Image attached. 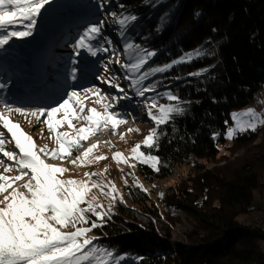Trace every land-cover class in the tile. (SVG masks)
<instances>
[{"label":"trees","instance_id":"trees-1","mask_svg":"<svg viewBox=\"0 0 264 264\" xmlns=\"http://www.w3.org/2000/svg\"><path fill=\"white\" fill-rule=\"evenodd\" d=\"M118 1L124 6L120 7L123 13L140 17L138 26L129 29L128 38L159 50L145 69L163 66L200 46L209 48L213 55L152 77L164 81L157 87L159 92L170 86L188 103L183 115H175L170 124L160 126L158 131L166 134L159 135V150L142 149L160 157L164 165L161 172L154 173L148 165L137 166L141 181L152 184L170 174L175 165L191 164L194 177L167 193V203L162 202L181 209L192 229L184 239L172 242L170 226H175L177 217L167 214L163 219L155 204L150 205L152 188L151 192L147 188L146 195L130 186L129 199L144 209L139 213L120 204L122 215L106 213L104 226L94 229L98 238L94 242L112 251L114 257L126 256L122 264H264V231L253 221L260 206L253 205L255 193L264 191V125L255 132L238 133L229 145L225 138L227 128L234 123L232 114L264 92V0H160L156 7L147 0ZM87 4L67 5L65 13L56 11L51 22L70 21L81 14L77 8ZM165 13L168 15L157 34L153 29ZM95 19L89 16L86 20ZM136 32L151 35L145 42ZM209 38L211 45L205 44ZM205 68L209 71L203 75H188ZM214 134L218 135L213 138ZM223 146L230 155L222 152ZM194 158L225 163L206 170L200 164L192 166L197 163ZM242 215L246 220L239 219Z\"/></svg>","mask_w":264,"mask_h":264},{"label":"snow or ice","instance_id":"snow-or-ice-1","mask_svg":"<svg viewBox=\"0 0 264 264\" xmlns=\"http://www.w3.org/2000/svg\"><path fill=\"white\" fill-rule=\"evenodd\" d=\"M51 2L52 0H0V49H4L13 38L31 37L37 29V20L42 10ZM96 2L102 13L100 20L88 25L71 47L74 57L73 64L78 63L81 51L85 50L91 56L102 59L101 71L94 79L99 82V85H106L107 89L93 88L92 86L82 89L97 95V102L105 101V111L100 113L96 109H91V114L82 118L86 119L89 125L97 131H103V128L110 124L113 132L119 124L127 123L131 119L130 113L116 110L121 99L130 98L125 88L121 87L117 81V76H123L128 81L131 93L141 98L140 104L145 107L146 116L154 122L155 127L150 130L142 143H136L132 147L130 157L124 156L121 152H116L113 159L118 164H128L130 159L135 160L140 164L148 165L154 173L159 174L164 166L160 157L152 154V151L142 149L159 150V135L166 134L158 131L160 126L170 124L175 115H183L185 112L184 105L188 102H182L170 86L158 92L157 87L164 83L162 78L152 80L151 83L147 84L142 82L151 80L157 74L169 72L176 65L191 63L193 60L211 56L213 53L209 48L200 46L188 53H183L180 57L165 63L163 66L150 65L145 69L144 66L158 56L159 50L149 48L146 43L141 46L140 43L135 42V39L132 42H127L130 35L129 29L134 30L138 26L137 22L140 19L138 14L124 13L121 17H117L116 13H105L104 11L111 0H96ZM147 2L156 7L160 0H157V3H152V0H147ZM118 6L124 7L123 5ZM105 15L115 21L114 30L121 36L123 50L133 49L134 43L138 49L134 58L135 62H133L131 54L128 56L127 62L123 64L117 60L118 68L113 70L112 75H108L111 61L105 60L104 57L109 53L112 55L116 53L111 46V37L104 35L105 21L103 17ZM167 15V13L162 15L153 29L157 34L162 30L161 23ZM195 15L199 16L200 14L196 13ZM212 31L217 30L213 28ZM136 35L141 34L136 32ZM150 35L151 33L141 35V40L146 42ZM86 38L88 41H95V43L86 42ZM212 43L210 38L205 41L207 45ZM105 44L108 46L105 47ZM141 69L144 70L141 72ZM76 71L77 69L73 70V78H75ZM207 71L209 69L205 68L188 75L200 76ZM176 79H180V77L177 76ZM3 88H5V84L0 82V89ZM104 91L113 92V94L111 96L104 95L102 94ZM148 93H152V95H147ZM76 97L77 92L71 91L63 100L55 104L58 106L46 107L49 109L46 113L45 108H41L39 113H33V115H46L45 123L48 129L56 134L55 139L59 145L53 151H49L47 146L38 149L31 136L20 130L18 124L10 122L7 116L0 112V123H2L3 129H6L7 133L10 134V140L14 141L15 149L19 150V153L14 150H5V133L0 131V153H2L3 158L10 162L5 170L10 171L15 167L19 171V175L14 177L0 175V194H3V198L0 199V205H3L0 206V264H90L93 260L96 264H122L128 259L119 254L114 257L112 251L94 244V240L98 238H89L86 235L93 229L102 228L107 217L102 205L98 206L86 199L93 188L101 189L105 196L109 195L107 191H104L105 185L91 181V177L101 174L86 173L90 178L89 181L62 179L58 174L66 172L67 169L46 163L39 154L43 153L45 157L50 156L52 159H66L64 154L71 155L74 147L88 139V127H81L76 130L74 136H70L67 132L57 131V127L62 125L64 120L53 122L56 113L61 109L70 107V101L77 104L80 112H83L84 104L82 101H78ZM161 97L169 103L158 104V99ZM7 104L8 102H6V107ZM154 109H158V115L155 114ZM15 111L21 112V109L18 108ZM242 117L248 119H242ZM65 119L72 127L71 120L67 116ZM232 120L233 126L226 130L225 138L227 139L235 138L237 133L255 132L258 126L264 125V115H257L251 109L242 114L233 113ZM225 123L227 124V121ZM133 130L129 129L128 131ZM216 135L218 134H214L213 138ZM96 147L97 145L89 147L81 156L77 157V160L84 164ZM101 159H107V157H95V160ZM77 160H73L72 163L75 165ZM87 162L92 163L93 161ZM2 163H4V159H0V164ZM135 166V164L130 165L132 168ZM29 174L30 178L20 186L23 190L13 187L16 181L22 180ZM131 175L132 173L126 174V176ZM133 179L137 188L142 189L143 185L134 176ZM108 186L111 187L113 194L117 193L114 184L110 183ZM9 189H11L10 192ZM160 195L162 197L163 193ZM120 199L122 200V197ZM81 205H86V207ZM89 213L95 216V219L90 220ZM81 224H90V227H78ZM68 226L75 230L64 231L63 229Z\"/></svg>","mask_w":264,"mask_h":264},{"label":"rangeland","instance_id":"rangeland-1","mask_svg":"<svg viewBox=\"0 0 264 264\" xmlns=\"http://www.w3.org/2000/svg\"><path fill=\"white\" fill-rule=\"evenodd\" d=\"M79 1L88 3L86 6L82 5L84 7L81 6L77 8L78 10L80 9V15L75 18L73 17L70 21H62L55 24L51 22L53 21L52 17L56 11L60 13L63 10H67V5L74 4V6H76L75 4ZM118 5H121L118 0H111L108 7L104 9L105 13L112 12L116 13L117 17H121L124 11L121 10ZM64 13L63 11V14ZM101 15L102 13L96 0H52V2L42 10L37 20V29L31 37L24 39L13 38L4 49H0V82L5 84V88L0 89V99L3 100L0 101V111L9 119L11 118L14 123L19 125L22 124L21 127L24 129L23 132L34 137V141L36 142L35 145L38 149L47 146L49 151H53L59 147L55 139L56 134L48 129L45 123L46 115H33V113H39L41 108H45L44 111L46 113L49 110L46 109V107L58 106L55 104L63 100L71 91H76V99L82 101L84 104L83 112H80L77 104H73L70 101V107L68 109H61L56 113L53 122L55 120H64V123L57 127V131L61 133L67 132L70 136H74L77 129L88 127V139L74 147L71 155L64 154L67 157L66 159H52L50 156L45 157L43 153H39L41 158L45 159V162L48 164L66 168V172L58 174L62 179L89 181L90 178L86 173H100L101 175L99 176L91 177V181H96L105 185L104 191H107L109 195L105 196L101 189L93 188L86 199L98 206L102 205L104 212L109 215H122L118 209L120 204L128 208L136 209L141 213L144 209L143 206L137 205L129 199L127 187L132 186L135 189H140L145 194L147 191L145 192L144 189L148 188L149 192H151L150 190L152 188L154 194H148L150 205L151 203L155 204V208L163 214V219L168 218L167 214L173 218L177 217V219L174 220L176 222L175 226H170L173 229L171 241L174 242L180 238L184 239L186 233L192 229L190 220L181 209L164 203H167L165 201L166 195L168 196L167 193L175 192L176 187L183 181L194 177L195 173L191 171V168L188 165L173 167V172L171 171L172 175L170 177L165 179L159 177L155 180L156 184H145L141 181L138 173L137 166L139 162L130 159L128 164H118L113 159L116 152H121L124 156L130 157L132 147L136 143H142L150 130L155 127L154 122L147 118L145 107L140 104L141 98L131 93L128 87V81L125 80L123 76H117V81L121 87L125 88V91L128 92L130 97L129 99H121L116 109L117 111L131 114V119H129L127 123L119 124L115 132H113L110 124L104 127L103 131H97L89 125L86 119L82 118L90 115L91 109H96V111L100 113L105 111V101L97 102V95L88 93L82 88L92 86L93 88L101 87L107 89V86L99 85V82L94 79L101 71L102 59L100 57L91 56L85 50L81 51L78 58L79 62L73 64L74 57L71 46L77 41L88 25L100 20ZM89 16H96L97 19L87 21L86 19ZM103 18L107 20V26L105 23L104 35L111 37V46L116 53L115 55L109 53L104 57L105 60L111 61L108 75H112L113 70L118 68L117 60L120 64H123L127 62V58L131 54L133 56V62H135L134 58L138 49H136L134 44L133 49L124 51L121 36L117 34L114 27H111V25L115 26V21L107 15ZM86 42L95 43V41H88L87 38ZM127 42L132 41L128 38ZM104 46L107 47L108 45L105 44ZM147 65L148 64H146L144 68ZM27 67L29 69L32 68L31 72L28 73L26 71ZM74 69H77L75 78H73ZM143 70L144 69H141V72ZM55 71H58V73H55ZM101 75H104V73H101ZM157 75L160 76L162 74ZM149 81L150 80L142 83L147 84L152 82V80L151 82ZM105 92L109 91H104V93ZM109 93L113 94V92ZM147 95H152V93H148ZM255 100H257V104L252 102L242 110H237L234 113L242 114L251 109L257 115H264V92L258 94ZM6 102H8L7 107ZM9 103H14L13 105H18L21 108L23 107L22 109L24 110H21V112L12 111L13 109L7 110ZM166 103L163 97L158 99V104ZM153 111L155 114H159L158 109H154ZM65 116L71 120L72 127L69 126ZM242 119L248 118L242 117ZM233 124H231L230 127H232ZM262 126L263 125L258 126L257 129ZM129 129L134 130L129 132ZM136 129H138V131H136ZM0 131L5 133V150H14L19 153V150L15 149L14 141L10 140V134L7 133L6 129H3L2 123H0ZM260 138L255 143L259 142ZM232 139H227L226 145L231 144ZM92 145H97V147L93 149V152L87 157L85 163L81 164L79 160H77V157L81 156ZM222 152H224L225 155H230L226 150V146L222 147ZM238 153L242 154L243 151H238ZM236 155L237 154H235V156ZM97 156L107 157V159L95 160ZM0 159H4V163L0 164V175L9 177L19 175V171L15 167L10 171L5 170L10 162L3 158L2 153H0ZM73 160H77L75 165L72 163ZM89 160L93 162L88 163L87 161ZM223 163L225 162L213 163L205 159H200L192 166L200 164L202 168L208 170L216 164L223 165ZM131 164H135V168L130 167ZM127 173H132V175L126 176ZM133 176L143 185L142 189L137 188ZM29 178L30 174L29 176H25L22 180L16 181L13 187L23 190L20 186ZM110 183L115 185L117 189L116 194H113L111 187L108 186ZM156 187L162 190V197L156 194ZM10 191L11 189H9V192ZM120 197H122V200ZM2 198L3 194H0V199ZM253 205H260L257 209L264 206V191H256ZM81 206L86 207V205ZM88 215L90 220L95 219V216L91 213ZM246 218L247 216L242 215L239 219L244 221ZM78 227H90V224H81L78 225ZM63 230L74 231L75 229L68 226ZM86 235L89 238L97 237L94 234V229ZM94 244L96 243L94 242ZM90 264H96V262L93 260Z\"/></svg>","mask_w":264,"mask_h":264},{"label":"bare ground","instance_id":"bare-ground-1","mask_svg":"<svg viewBox=\"0 0 264 264\" xmlns=\"http://www.w3.org/2000/svg\"><path fill=\"white\" fill-rule=\"evenodd\" d=\"M79 62V61H78ZM102 94H104V95H108V96H111L112 94L111 93H109V92H103ZM256 102H257V100H255V102H254V104H256ZM14 103H9V106H8V109L7 110H11V109H13L12 111H15L16 109H21L22 111L24 110V109H22L20 106H18V105H13ZM30 108H33V107H30ZM1 112V111H0ZM8 118V117H7ZM9 119V118H8ZM10 120V122H12V123H14L12 120H11V118L9 119ZM19 125V124H18ZM20 126V130H24L21 126H22V124H20L19 125ZM32 138H33V142L34 143H36L34 140V137L32 136V135H30ZM97 137H98V135H97ZM97 137H95V138H97ZM100 139V138H99ZM195 160H197V161H199L200 159H197V158H194V161ZM181 165H188L190 168H191V164H189V163H184V164H181ZM181 165H175L174 167H176V166H181ZM173 169V168H172ZM172 169H171V171H172ZM192 171V170H191ZM173 172V171H172ZM172 172H170V174H168L167 176H165V177H163V178H161V179H165V178H168V177H170L171 175H172ZM155 180H157V178L156 179H154V181H152V183L153 184H156V181ZM157 188V187H156ZM146 192V191H145ZM162 193V190H159L158 188H157V192H156V194L157 195H160ZM256 211H259V209H257ZM262 248H263V250H264V242H262Z\"/></svg>","mask_w":264,"mask_h":264},{"label":"built area","instance_id":"built-area-1","mask_svg":"<svg viewBox=\"0 0 264 264\" xmlns=\"http://www.w3.org/2000/svg\"><path fill=\"white\" fill-rule=\"evenodd\" d=\"M254 222L255 225L261 229V231H264V206L259 208V211L255 212Z\"/></svg>","mask_w":264,"mask_h":264}]
</instances>
